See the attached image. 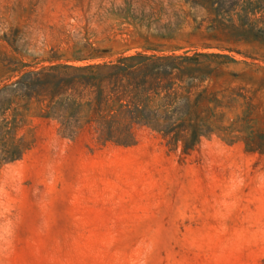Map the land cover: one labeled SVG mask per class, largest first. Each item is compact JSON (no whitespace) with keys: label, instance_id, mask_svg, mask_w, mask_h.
I'll list each match as a JSON object with an SVG mask.
<instances>
[{"label":"rangeland","instance_id":"obj_1","mask_svg":"<svg viewBox=\"0 0 264 264\" xmlns=\"http://www.w3.org/2000/svg\"><path fill=\"white\" fill-rule=\"evenodd\" d=\"M172 1L0 0V82L88 43L219 52L235 61L201 87L239 90L256 128L192 145L140 128L121 145L34 117L30 149L0 167V264H264V42ZM177 8L186 15L175 29Z\"/></svg>","mask_w":264,"mask_h":264},{"label":"trees","instance_id":"obj_2","mask_svg":"<svg viewBox=\"0 0 264 264\" xmlns=\"http://www.w3.org/2000/svg\"><path fill=\"white\" fill-rule=\"evenodd\" d=\"M186 1L212 9L213 22L233 38L264 42V0ZM175 15L176 29L186 14L177 8ZM158 37L170 40L172 32L158 30ZM181 49L142 44L113 51L88 43L70 56H50L47 64L8 76L0 82V167L30 149L34 117L55 120L68 137L90 129L98 141L121 145L134 143L140 128L186 145L212 135L229 143L252 137L255 120L239 90L201 87L217 66L235 58L189 49L177 53Z\"/></svg>","mask_w":264,"mask_h":264}]
</instances>
